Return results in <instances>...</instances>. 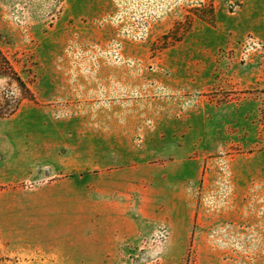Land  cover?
<instances>
[{
  "label": "rangeland",
  "instance_id": "1",
  "mask_svg": "<svg viewBox=\"0 0 264 264\" xmlns=\"http://www.w3.org/2000/svg\"><path fill=\"white\" fill-rule=\"evenodd\" d=\"M0 48V264H264V0H0ZM138 164L108 246L72 179Z\"/></svg>",
  "mask_w": 264,
  "mask_h": 264
},
{
  "label": "crops",
  "instance_id": "2",
  "mask_svg": "<svg viewBox=\"0 0 264 264\" xmlns=\"http://www.w3.org/2000/svg\"><path fill=\"white\" fill-rule=\"evenodd\" d=\"M143 169L146 170V167L138 164L130 168L110 169L96 175H79L72 179L75 188L68 196L91 192L95 197L96 205L92 211L96 219L93 228L105 231L107 237L104 244L108 246L116 244L117 236L134 233L142 226L141 220L146 213L144 198L149 189L148 175L143 174ZM136 215L140 217L136 218Z\"/></svg>",
  "mask_w": 264,
  "mask_h": 264
},
{
  "label": "trees",
  "instance_id": "3",
  "mask_svg": "<svg viewBox=\"0 0 264 264\" xmlns=\"http://www.w3.org/2000/svg\"><path fill=\"white\" fill-rule=\"evenodd\" d=\"M0 78H8L11 81H16L19 85L24 86V81L18 72L15 70V67L11 60L0 48Z\"/></svg>",
  "mask_w": 264,
  "mask_h": 264
}]
</instances>
